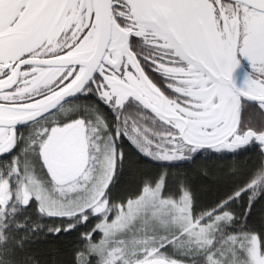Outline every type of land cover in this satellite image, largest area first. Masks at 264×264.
I'll list each match as a JSON object with an SVG mask.
<instances>
[{"label":"snow or ice","instance_id":"obj_1","mask_svg":"<svg viewBox=\"0 0 264 264\" xmlns=\"http://www.w3.org/2000/svg\"><path fill=\"white\" fill-rule=\"evenodd\" d=\"M0 264H264V0H0Z\"/></svg>","mask_w":264,"mask_h":264},{"label":"water","instance_id":"obj_2","mask_svg":"<svg viewBox=\"0 0 264 264\" xmlns=\"http://www.w3.org/2000/svg\"><path fill=\"white\" fill-rule=\"evenodd\" d=\"M246 60L242 61V67L237 69L236 73H234V78L236 80L237 86H243L244 76H245V67L244 64H247Z\"/></svg>","mask_w":264,"mask_h":264},{"label":"flooded vegetation","instance_id":"obj_3","mask_svg":"<svg viewBox=\"0 0 264 264\" xmlns=\"http://www.w3.org/2000/svg\"><path fill=\"white\" fill-rule=\"evenodd\" d=\"M247 66H248V63H247V64H244V67H245L244 69H246V68H247Z\"/></svg>","mask_w":264,"mask_h":264}]
</instances>
